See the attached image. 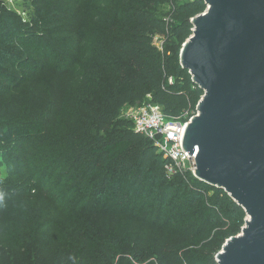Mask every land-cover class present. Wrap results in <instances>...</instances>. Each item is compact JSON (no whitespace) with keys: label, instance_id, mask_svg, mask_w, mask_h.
I'll list each match as a JSON object with an SVG mask.
<instances>
[{"label":"trees","instance_id":"1","mask_svg":"<svg viewBox=\"0 0 264 264\" xmlns=\"http://www.w3.org/2000/svg\"><path fill=\"white\" fill-rule=\"evenodd\" d=\"M164 4L168 10L158 13ZM106 5L109 34L99 39L89 68L104 63L103 82L99 94L81 105L78 125L55 137L41 120L0 121V161L9 160L22 141L31 139L42 148L46 168L74 172L99 201L110 197L126 207L127 197L135 195V205L150 198L156 201L159 220L167 208L184 221L179 241L148 249L118 237L97 240L87 256H76L68 264H218L215 255L245 224L244 210L225 191L197 180L190 171H168L170 160L120 116L123 106L147 96L168 118L185 122L196 114L203 92L180 66L179 52L192 34L190 20L206 5L202 0H110ZM115 30L120 35L110 34ZM156 37L161 48L154 44ZM14 62L12 53L0 47V67ZM91 76L97 77L95 72ZM4 169L5 180H19L9 189L23 192L25 177L19 170ZM89 182L98 184L90 188Z\"/></svg>","mask_w":264,"mask_h":264},{"label":"rangeland","instance_id":"2","mask_svg":"<svg viewBox=\"0 0 264 264\" xmlns=\"http://www.w3.org/2000/svg\"><path fill=\"white\" fill-rule=\"evenodd\" d=\"M109 1L0 0V47L15 60L0 67V121L41 120L55 137L78 125L81 105L103 82L106 65L89 68L109 34ZM154 44L161 48V38ZM43 157L38 143L25 139L0 161V264H68L87 256L93 241L114 237L148 249L181 239L184 221L174 210L164 208L159 220L150 198L135 205V195L127 197L126 207L99 201L74 172L46 168ZM4 167L25 177L23 192L9 189L19 180H5Z\"/></svg>","mask_w":264,"mask_h":264},{"label":"water","instance_id":"3","mask_svg":"<svg viewBox=\"0 0 264 264\" xmlns=\"http://www.w3.org/2000/svg\"><path fill=\"white\" fill-rule=\"evenodd\" d=\"M179 63L202 92L184 127L193 176L225 191L247 219L218 264H264V0H202Z\"/></svg>","mask_w":264,"mask_h":264},{"label":"built area","instance_id":"4","mask_svg":"<svg viewBox=\"0 0 264 264\" xmlns=\"http://www.w3.org/2000/svg\"><path fill=\"white\" fill-rule=\"evenodd\" d=\"M120 116L131 121L133 130L145 135L157 151L170 160L168 171L185 170L193 175L195 157L182 148L184 127L192 117L185 122L168 118L148 96L140 102L123 106Z\"/></svg>","mask_w":264,"mask_h":264}]
</instances>
